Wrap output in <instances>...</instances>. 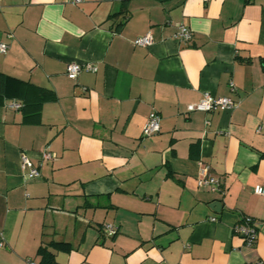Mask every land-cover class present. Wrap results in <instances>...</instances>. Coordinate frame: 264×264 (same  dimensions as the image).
Masks as SVG:
<instances>
[{"label":"crops","instance_id":"1","mask_svg":"<svg viewBox=\"0 0 264 264\" xmlns=\"http://www.w3.org/2000/svg\"><path fill=\"white\" fill-rule=\"evenodd\" d=\"M0 42V73L56 95L35 125L0 102V264H39L51 242L73 248L60 264H264V0H0ZM70 63L97 70L72 80ZM205 93L240 105L188 112ZM244 217L252 246L232 232Z\"/></svg>","mask_w":264,"mask_h":264},{"label":"built area","instance_id":"2","mask_svg":"<svg viewBox=\"0 0 264 264\" xmlns=\"http://www.w3.org/2000/svg\"><path fill=\"white\" fill-rule=\"evenodd\" d=\"M84 0H61L64 4L79 5L83 3ZM174 37L182 43H189L193 38V33L189 27L181 24L177 27V32ZM153 43V38L150 34L138 37L134 41L135 46L147 47ZM8 50V44L0 42V52L5 53ZM97 70L96 66L90 63L78 64L70 63L68 65L67 75L70 79L75 80L81 72H95ZM233 89V84L230 85ZM239 102L234 101L229 97H214L209 93H205L202 99L196 104H190L187 106L188 112H203V113H213V112H231L239 107ZM9 108L13 110H19L22 105L19 102H12L8 105ZM209 122H206L208 125ZM161 117L158 113L152 112L147 120V123L143 130L144 137H152L160 131ZM54 156L48 151L44 150L42 152V162L53 160ZM21 169L22 173L27 180H32L40 177V167L39 165H34V163L26 156L21 157ZM201 179L198 184L200 187L209 188L213 192H220V182L217 178L209 175L208 169L203 168L201 172ZM255 194L264 196V188L257 186L255 188ZM215 221V218L211 219ZM118 232V229L113 225H104L103 233L105 236L112 238ZM232 232L237 236L241 237L247 246L254 245L257 238V225L255 221L250 217L242 218L233 228ZM4 247V244L0 242V248Z\"/></svg>","mask_w":264,"mask_h":264},{"label":"trees","instance_id":"3","mask_svg":"<svg viewBox=\"0 0 264 264\" xmlns=\"http://www.w3.org/2000/svg\"><path fill=\"white\" fill-rule=\"evenodd\" d=\"M9 96L19 99L22 105L19 111L23 114V123L31 125L41 122L43 105L56 100L53 91L0 73V102ZM72 250L70 244L63 242H51L40 246L37 252L40 258L39 264H60L56 260V252L70 253Z\"/></svg>","mask_w":264,"mask_h":264},{"label":"water","instance_id":"4","mask_svg":"<svg viewBox=\"0 0 264 264\" xmlns=\"http://www.w3.org/2000/svg\"><path fill=\"white\" fill-rule=\"evenodd\" d=\"M211 208L217 212H219L222 208V204L218 201L216 202H213L212 205H211Z\"/></svg>","mask_w":264,"mask_h":264}]
</instances>
